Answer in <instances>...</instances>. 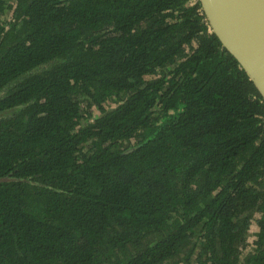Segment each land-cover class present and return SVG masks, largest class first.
I'll list each match as a JSON object with an SVG mask.
<instances>
[{"label": "trees", "instance_id": "obj_1", "mask_svg": "<svg viewBox=\"0 0 264 264\" xmlns=\"http://www.w3.org/2000/svg\"><path fill=\"white\" fill-rule=\"evenodd\" d=\"M0 264H264V101L198 0H0Z\"/></svg>", "mask_w": 264, "mask_h": 264}, {"label": "water", "instance_id": "obj_2", "mask_svg": "<svg viewBox=\"0 0 264 264\" xmlns=\"http://www.w3.org/2000/svg\"><path fill=\"white\" fill-rule=\"evenodd\" d=\"M212 33L264 101V0H198Z\"/></svg>", "mask_w": 264, "mask_h": 264}]
</instances>
